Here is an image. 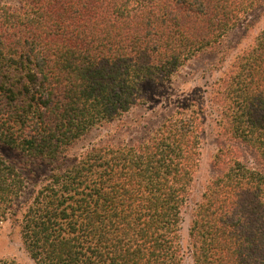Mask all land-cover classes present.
<instances>
[{
    "label": "trees",
    "instance_id": "obj_1",
    "mask_svg": "<svg viewBox=\"0 0 264 264\" xmlns=\"http://www.w3.org/2000/svg\"><path fill=\"white\" fill-rule=\"evenodd\" d=\"M264 0H0V142L49 168L31 201L0 154V229L12 217L35 264H183L182 208L200 161L192 105L133 144L70 156L96 126L121 120ZM220 126L264 161V29L217 82ZM216 156L225 171L197 204L194 264H264V171ZM0 264H15L2 259Z\"/></svg>",
    "mask_w": 264,
    "mask_h": 264
},
{
    "label": "rangeland",
    "instance_id": "obj_2",
    "mask_svg": "<svg viewBox=\"0 0 264 264\" xmlns=\"http://www.w3.org/2000/svg\"><path fill=\"white\" fill-rule=\"evenodd\" d=\"M16 4L17 0H5ZM264 29V5L246 15L241 24L226 34L222 45L207 49L188 61L172 79L155 87L148 86L144 102L134 107L121 120L105 123L89 130L70 147V156L102 144L133 145L148 137L162 123L165 116L183 106L192 105L200 112L203 131L200 135V161L191 197L182 208L180 243L183 264H194L189 230L195 219L197 204L201 202L209 182L224 172V165L216 156L219 147L233 144L236 157L251 168L264 171V161L252 147L232 138L220 126L222 106L219 103L217 82L228 72L235 58L250 48ZM0 154L15 166L26 181V188L16 201L15 210L27 205L33 193L44 182L49 168L27 153L0 142ZM15 264H35L26 251L20 236L19 224L8 219L0 229V260Z\"/></svg>",
    "mask_w": 264,
    "mask_h": 264
}]
</instances>
